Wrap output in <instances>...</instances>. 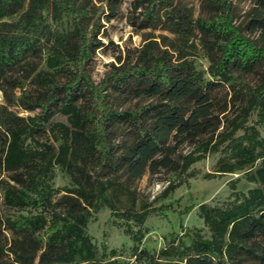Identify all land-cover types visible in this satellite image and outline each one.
Wrapping results in <instances>:
<instances>
[{
	"label": "trees",
	"instance_id": "obj_1",
	"mask_svg": "<svg viewBox=\"0 0 264 264\" xmlns=\"http://www.w3.org/2000/svg\"><path fill=\"white\" fill-rule=\"evenodd\" d=\"M201 3L207 16L194 19L183 0H137L139 27L174 38L162 50L147 41L134 60L129 53L118 56L98 87L85 66L103 44L98 29L86 31L83 7L74 0H0V91L6 95L18 72L31 77L33 61L44 64L33 77L39 94L23 91L18 98L24 109L39 113L23 118L0 108V174L6 175L0 177V264H264V138L257 129H264V44L235 26L231 0ZM49 4L54 20L73 15L69 32L53 34L42 26ZM255 4L248 31L264 40V0ZM196 38L209 62V80L188 58ZM248 74L259 76L255 87L243 83ZM225 86L234 95L222 102L217 94ZM107 87L110 94L103 92ZM112 94L145 103L120 110ZM240 100L239 114L219 130L215 114ZM56 114L66 122L52 123ZM251 116L253 124L245 126ZM118 128L127 134L121 144L114 141ZM47 132L57 150L36 138ZM185 143L194 149L180 158V172L221 148L224 156L209 177L244 172L256 186L246 193L232 190L233 201L223 206L199 204L206 233L180 225L181 236L171 234L150 251L141 247L140 227L154 211H117L106 193L118 189L119 171L137 180L147 172L177 169L173 157ZM55 166L71 186L53 185ZM176 187L170 184L164 194ZM101 207L127 224L134 245L125 259L120 250L98 248L86 231ZM129 222L139 228L133 231Z\"/></svg>",
	"mask_w": 264,
	"mask_h": 264
},
{
	"label": "rangeland",
	"instance_id": "obj_2",
	"mask_svg": "<svg viewBox=\"0 0 264 264\" xmlns=\"http://www.w3.org/2000/svg\"><path fill=\"white\" fill-rule=\"evenodd\" d=\"M76 6H81L87 11V17L83 21L86 31L98 29L97 39L103 44L102 47L95 50L91 54L89 62L85 66L86 74L89 80L96 86L100 87L102 81L111 70V64L118 65L116 58L121 56L123 59L129 53L134 60L144 44L151 40L156 43L159 50L167 48L173 40V35L161 29L141 28L139 27L140 9L134 11L137 0H117L114 10L111 6L114 0H74ZM256 0H231L234 14V24L240 28L241 32L257 42L264 44V40L260 39L258 34L251 35L248 31L249 12L256 5ZM183 3L190 10L192 17H206V11L202 6L201 0H183ZM17 16L3 19L1 21H14ZM136 24V25H133ZM46 30H50L53 34H65L72 29L73 15L65 13L57 20L51 16V5L43 13L42 26ZM43 30V29H41ZM44 31V30H43ZM39 35V34H38ZM195 47L189 48L188 58L193 61L197 71L209 80L207 74V66L209 64L206 55L199 45L198 39L194 40ZM36 72L44 69L43 62H36ZM25 78V73L18 72L13 77L15 79L14 86L7 87V93L4 95L0 91V108L4 107L8 112L19 117H32L39 113V109H24L18 98L23 91L29 92L35 97L41 91L33 81L35 75ZM65 78L60 77V81ZM242 81L249 87H255L259 82L257 74H248L243 76ZM241 89L237 87L235 90ZM105 90V88H103ZM110 94V90L103 91ZM236 92V91H235ZM218 98L229 101L234 95L233 90L223 87L217 94ZM240 97L237 95V98ZM112 105L120 110L125 108L134 109L138 104H144V100L138 99H119L112 94ZM243 101L235 102L232 106L230 103L227 110L222 114H215L221 121L219 130L223 128V124L233 120L238 114V105ZM214 115V116H215ZM66 122L65 117L56 114L52 123ZM254 122V116H251L245 123V126H251ZM46 128H48L46 126ZM260 136L264 138V129L257 127ZM4 129L0 125V141L3 136ZM242 134L239 129L236 136ZM125 130L118 128L114 133L115 143L121 144L126 140ZM41 142L51 144L54 150H57L58 142L48 135L42 133L39 137ZM29 142V141H28ZM194 149V145L185 143L177 150L173 157L174 162L178 164L177 169H160L156 174L146 173L140 179L128 180L125 172L119 171L117 174L118 185L115 191L106 193L109 201L115 206L117 211L141 212L144 208L153 210L149 214L143 225L140 227L143 233L141 247L150 251L159 249L164 244V239L169 238L171 234L181 236L180 225L186 228L196 227L206 233L202 220L197 215L198 205L201 203L210 206H223L233 201L232 190L246 193L256 184L246 180L244 172H236L233 174L213 175L217 166V162L224 156L221 148L217 152L208 153L203 159L193 163L186 172L179 171L180 158ZM260 161L257 162V164ZM1 178H6L5 174H0ZM176 185L175 190L164 194V191L170 186ZM53 185L56 188L62 186H71V179L65 171L59 166L54 167ZM234 186V187H233ZM234 188V189H232ZM192 207L187 213H182L186 208ZM182 213V214H179ZM133 231L139 227L133 222H129ZM127 224L124 220L116 218L107 207H101L94 215V219L87 225L86 231L92 237L93 243L98 248L106 246L108 249L120 250L122 259L130 254V249L134 242L129 234L126 233ZM184 242L188 239L183 237Z\"/></svg>",
	"mask_w": 264,
	"mask_h": 264
}]
</instances>
